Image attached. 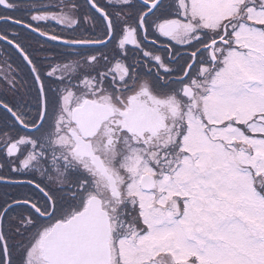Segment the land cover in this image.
I'll return each mask as SVG.
<instances>
[{
	"label": "snow or ice",
	"instance_id": "obj_1",
	"mask_svg": "<svg viewBox=\"0 0 264 264\" xmlns=\"http://www.w3.org/2000/svg\"><path fill=\"white\" fill-rule=\"evenodd\" d=\"M0 264H264V0H0Z\"/></svg>",
	"mask_w": 264,
	"mask_h": 264
}]
</instances>
